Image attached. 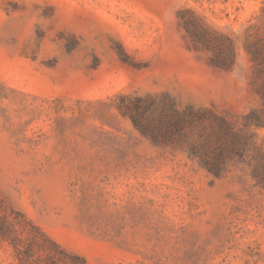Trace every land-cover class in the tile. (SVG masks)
Here are the masks:
<instances>
[{
  "label": "rangeland",
  "instance_id": "374dc122",
  "mask_svg": "<svg viewBox=\"0 0 264 264\" xmlns=\"http://www.w3.org/2000/svg\"><path fill=\"white\" fill-rule=\"evenodd\" d=\"M258 48L264 0H0V203L87 264H264L250 169L216 177L128 111L176 103L241 128L264 109ZM0 264H16L3 242Z\"/></svg>",
  "mask_w": 264,
  "mask_h": 264
},
{
  "label": "trees",
  "instance_id": "16d2710c",
  "mask_svg": "<svg viewBox=\"0 0 264 264\" xmlns=\"http://www.w3.org/2000/svg\"><path fill=\"white\" fill-rule=\"evenodd\" d=\"M182 17V16H181ZM185 28L198 29L195 24L186 23ZM202 40V39H200ZM209 46L210 45H206ZM261 85L258 93L264 103V48L249 49ZM217 67L229 68V61H214ZM140 102L128 109L134 125L156 143L187 151L209 173L218 177L228 165L245 164L257 184L264 187V151L252 153L255 134L251 126L264 125V109L244 116L243 127L224 114L211 109H184L176 103L161 107L156 115L145 116L154 101ZM143 109V110H142ZM0 242L13 251L16 264H87L84 257L63 248L40 226L14 209H7L0 203Z\"/></svg>",
  "mask_w": 264,
  "mask_h": 264
}]
</instances>
